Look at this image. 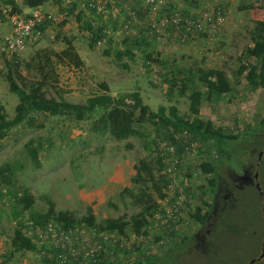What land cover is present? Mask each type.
I'll return each mask as SVG.
<instances>
[{
	"label": "rangeland",
	"instance_id": "rangeland-1",
	"mask_svg": "<svg viewBox=\"0 0 264 264\" xmlns=\"http://www.w3.org/2000/svg\"><path fill=\"white\" fill-rule=\"evenodd\" d=\"M100 1L106 12L79 8L75 1L72 5L57 8L58 1L45 0L41 7L52 10L54 17L46 25L40 40L16 56L20 62L19 71L31 76L32 70L28 71L23 66L24 62L37 50L62 49L65 46L63 36H67L82 63L78 67L56 64L57 87L47 89V96L57 98L61 95L71 102H84L89 95L99 93L100 82H106L113 95L138 90L142 101L152 110L160 105L169 107L175 104L179 114L192 115L188 97L191 89L183 96L179 94L180 84L173 81L176 68H182V71L199 66L221 68L229 76L234 89L224 94L221 101L202 100L197 116L226 133L237 134V139L223 144L224 154L220 156L216 149L209 153L207 143L181 132L175 135L183 145L178 152L180 143L168 140L165 129L150 122L136 125L140 135L116 139L108 133H90L87 120L33 113L36 125L18 124L0 138V166L23 164V168L13 176L15 185L10 187L9 193L2 185L3 193L8 195L0 197V264H46L39 245L35 250L18 251L7 258L17 226L12 203L23 188L33 194L32 210L35 211H46L47 204L42 195L47 194L53 199L56 210H70L77 217L86 213L88 205L92 207L96 221L104 217L129 216L138 212L140 207L120 192L126 186H134L131 177L135 172L134 164L139 159L154 160L157 157L166 166L162 173L170 179L164 189L165 194L168 198H183L179 221L172 225L175 226V234L165 235L167 224L162 211L170 204L165 196L157 199L158 208L149 217L146 234L136 236L127 227L125 238H118L112 246L108 245L112 261L115 264H136L144 252L162 256L163 264H264V253L259 257L264 239V201L256 188L245 185L240 179L242 174L252 175L256 170L260 189L264 190V155L263 161L255 164L263 147L264 128L259 124L264 118V87H251L245 80V71H239L241 65L255 62L244 54L243 49L252 43L248 31L255 18H264V0H196L198 4L193 8L205 9V12L220 8L223 20L217 25L205 24L201 33L189 35L185 42L173 35L150 36L149 46L129 44L140 28L155 35L146 25L153 20L158 21L164 13H179V10L191 8L190 0H171L176 7L167 5L169 0H154L150 9L142 0ZM14 2L21 11L26 9L23 0ZM2 4L11 5L0 0ZM101 24L103 36L96 45H91L90 41L95 37L91 32ZM5 29V26H0V34ZM172 33L175 34L174 31ZM128 46L134 52L132 59L125 54L117 56L118 50L123 51ZM147 52H152L149 60L145 59ZM7 70L5 61H2L0 105L6 116L12 118L18 95L8 89L4 78ZM17 82L20 84L18 78ZM170 86L173 87L171 92ZM192 87L205 90L195 83ZM28 141L38 147L39 168L27 155L25 145ZM208 156H212L218 165L213 174H204L198 167L200 161ZM210 179L214 182L210 183ZM233 187L237 195L234 203H228L229 206L224 208L227 210L224 211L227 215L225 222L233 219L231 224L240 229L220 230L217 227L215 230L211 223L215 216L214 196L221 200L228 192L233 196ZM203 201L209 202L207 209L211 218L200 224L189 213L199 205L205 210ZM29 211L21 212L22 220L28 218ZM33 233L30 230L27 234L31 236ZM175 243H178L176 249L170 251ZM138 246L139 250L136 249ZM254 258L256 260L251 262Z\"/></svg>",
	"mask_w": 264,
	"mask_h": 264
},
{
	"label": "trees",
	"instance_id": "trees-1",
	"mask_svg": "<svg viewBox=\"0 0 264 264\" xmlns=\"http://www.w3.org/2000/svg\"><path fill=\"white\" fill-rule=\"evenodd\" d=\"M5 1L11 4L12 11H21L14 0ZM44 1L45 0H23V4L26 8H34L41 7ZM56 1L59 2L60 0ZM142 1L145 3L144 0ZM153 1L145 3V6L150 9L153 6ZM196 3V0H190L189 2L190 5H195ZM166 4L171 7H176V4L171 0L167 1ZM189 10L192 11L191 8L179 10L180 16L195 20L202 15V11L205 12V9H199L196 12H190ZM45 28L46 26H43V30ZM94 29L93 31L91 30V33L95 35L90 41L91 45H96L103 36L102 24ZM171 30H173V28L169 27V33ZM201 32L200 30L196 33ZM170 35H172V33H170ZM248 35L252 43L246 45L243 52L247 57L253 58L255 62L241 65L239 71H245V80L251 87H264V18L255 19L253 21ZM151 39L138 32L129 45L149 46ZM63 42L65 46L62 49L55 50L52 48H43L37 50L24 62L23 66L26 67L28 71H33H30L31 76L25 75L19 71L20 62L16 56L5 60V66H7L8 70L4 78L8 82L9 91L18 95V103L15 106V115L12 118L6 116L0 105V138H3L12 127L18 124L26 123L31 126L36 125L34 124V117L32 114L41 112L48 115H65L77 121L87 120L89 121L90 133H108L116 139H126L132 135H140V130L136 125H138V123L150 122L155 127L164 128L168 140L179 142L175 139V135L186 132L194 139L207 143L209 153L213 149H216L220 156L224 154L223 144L237 139V134L226 133L220 128L213 127L210 121H205L197 116L202 100L208 102L221 101L224 94L234 89L226 72L217 67L202 68L199 66L194 70L189 68L184 69V71H182V68H176L173 81H175V84H180L178 88L179 94L183 96L188 89H191L188 93V97L190 99L189 111L192 115L179 114L175 104L169 107L160 105L156 110H152L148 104L142 101L138 90L121 92L117 95H113L110 93L106 82H100L99 93L89 95L84 102H71L61 95L57 98L47 96V89L57 87L58 72L56 64L67 63L78 67L82 63V59L73 45L72 40L67 36H63ZM33 45H31V47ZM121 54H125L130 59L134 57V52L129 46L123 51H117V56ZM151 55L152 52L145 53V59H151ZM179 74H182V76L179 77ZM1 75L0 72V76ZM17 78L20 84L17 82ZM173 81L170 79L172 86L174 85ZM194 83L204 87L205 90L203 91L197 87H192ZM172 86H170L169 92H171L174 87ZM38 125L40 126L42 124L39 123ZM179 143L178 152L183 149L182 143ZM25 147L29 159L39 168L38 147L32 145L31 141H28ZM22 165V163L18 162L14 164L7 163L0 166V197L8 195L6 192L3 193L2 185L7 188L6 191L8 193L10 187L15 185L13 176L16 171L23 168ZM165 167L164 162L159 157L154 160H147L145 158L139 159V161L134 164L135 172L131 177L134 186L132 188L127 186L124 187L120 194L122 196L127 195L134 205L140 207V210L129 216L104 217L100 221H96V216L90 205L86 207V213L80 217H77L70 210H56L53 199L47 194L42 195V198L47 204L46 211L32 210L34 196L27 188H23L18 196H15L14 202L12 203V205H14L13 217L15 218L17 226L11 237V252L7 255V258L9 259L18 251L35 250L37 246V243H35L37 238L36 232L49 222L57 223L64 228L79 226L107 231L110 233L108 243L110 246H112L118 238L122 240L126 237L125 229L127 227H129L136 236L146 234L149 217L158 208L157 199H162L166 196L164 189L167 187L170 179L162 173V169ZM198 167L204 174H213L218 168V165L212 156H208V158L200 161ZM213 182V179H210V183ZM203 205L206 207L205 210L204 207L199 205L194 211L189 213L190 217L200 224H203L207 220L209 213L207 209L209 202L203 201ZM25 210H30L29 216L27 219L22 220L20 215L22 214L21 212ZM168 220L170 221V219ZM174 224L175 223L171 222L165 227V235L173 236L175 234V226H172ZM27 229L28 232L31 230L34 233L29 236L27 234L28 232H25ZM158 237L160 236H157V238ZM177 244L178 243H175L170 251L175 250ZM108 245H106L105 253L100 255V260H96V262L89 261L87 264H115L110 257V246L108 247ZM41 247L43 249L42 259L46 264L82 263L80 259L72 263L68 261L58 263L56 256L60 251L59 249L53 247L46 249L44 246ZM136 249L139 250L140 246ZM142 255V258H139L136 264H163L162 256L144 252Z\"/></svg>",
	"mask_w": 264,
	"mask_h": 264
},
{
	"label": "built area",
	"instance_id": "built-area-1",
	"mask_svg": "<svg viewBox=\"0 0 264 264\" xmlns=\"http://www.w3.org/2000/svg\"><path fill=\"white\" fill-rule=\"evenodd\" d=\"M73 1L76 2L79 8L94 10L97 13L106 12L105 5L100 0H65L56 5L57 8L61 5L65 7L72 5ZM144 1L145 3H149L153 0ZM132 13H135V10ZM53 17L54 13L52 10H45L42 7L12 11L10 5H0V26L3 25L6 28L0 34V63L13 56H17L26 47L37 43L42 37L43 26H46ZM222 20L223 11L220 8L202 13L195 20L183 18L177 12L172 14L164 13L158 21L153 20L150 24L146 25L147 27L149 26L155 35H150L143 28H140L136 33L140 32L146 37L153 36L158 38L160 36H168L174 31L175 34L172 33L173 37L181 42H185L189 35H195L197 31L203 30L206 26L205 24L216 23L217 25ZM169 27L173 28L170 33L168 31ZM166 198L170 200V204L165 207V211H162L166 217L165 223L167 225L171 222L177 224L180 217V201L183 198L179 197L180 199H177L178 197L176 196L168 198L167 195ZM36 233L37 238L35 243L37 245L44 246L46 249L53 247L60 250L56 256L58 263L67 261L72 263L77 259L85 263L89 261L96 262V260H100V255L105 253L106 245H108L110 239V233L107 231L79 226L64 228L52 222H49L42 229H38Z\"/></svg>",
	"mask_w": 264,
	"mask_h": 264
},
{
	"label": "flooded vegetation",
	"instance_id": "flooded-vegetation-1",
	"mask_svg": "<svg viewBox=\"0 0 264 264\" xmlns=\"http://www.w3.org/2000/svg\"><path fill=\"white\" fill-rule=\"evenodd\" d=\"M259 126H260V128H264V118L261 119ZM261 144L263 145V147L258 153V158H257L258 160L255 163L256 165H259L260 161H263L262 155H264V136L262 138V143ZM257 176H258V173L255 170L252 175L248 174V173L242 174L240 176L241 177L240 179L245 182V185H249V186L251 185L254 188H256L257 192H259L260 198L264 201V190L262 191L260 189L262 187L259 184L260 182L257 179ZM232 192H233L232 193L233 196H231L230 193L228 192L227 196H224L223 200L219 199L218 196H214L213 203L215 202V204H214V207H213V213H214L215 216H213V218L211 220V223H213L212 227H214L215 230H217L216 229L217 227L220 230L223 229V228L224 229L228 228V229H231V230L232 229L233 230L240 229V227H238L236 225L234 226V224H231V223H233V219L231 220V222H228V223L225 222L226 218H227V215L224 213V211H227V210L226 209L224 210V208H227L230 204L234 203L233 200L236 199V195H237L235 187L232 188ZM228 203H229V205L227 206ZM210 218H211L210 216H207V220H210ZM228 219H229V214H228ZM262 243L263 244L261 245V253L264 252L263 249H262L263 245H264V239H263ZM259 257H261V256H259ZM257 259H259V258H257ZM252 260L255 261L256 258H254ZM248 263H250V262H247L246 264H248Z\"/></svg>",
	"mask_w": 264,
	"mask_h": 264
},
{
	"label": "crops",
	"instance_id": "crops-1",
	"mask_svg": "<svg viewBox=\"0 0 264 264\" xmlns=\"http://www.w3.org/2000/svg\"><path fill=\"white\" fill-rule=\"evenodd\" d=\"M197 4H198V2L196 3V5H197ZM196 5H195V6H196ZM191 6H192V7H191L192 11H196V10L198 11V10H199V8H193L194 5H191ZM255 19H263V18H255Z\"/></svg>",
	"mask_w": 264,
	"mask_h": 264
},
{
	"label": "water",
	"instance_id": "water-1",
	"mask_svg": "<svg viewBox=\"0 0 264 264\" xmlns=\"http://www.w3.org/2000/svg\"><path fill=\"white\" fill-rule=\"evenodd\" d=\"M262 249H263V251H264V245H263V248H262ZM263 253H264V252H263ZM263 253H261V255H260V256H262V255H263ZM252 262H253V260H252Z\"/></svg>",
	"mask_w": 264,
	"mask_h": 264
}]
</instances>
